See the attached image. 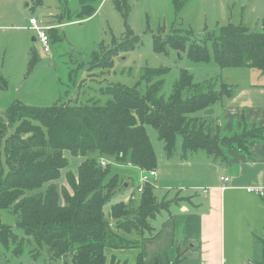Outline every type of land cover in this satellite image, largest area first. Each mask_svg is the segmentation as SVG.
Segmentation results:
<instances>
[{"label":"trees","instance_id":"obj_1","mask_svg":"<svg viewBox=\"0 0 264 264\" xmlns=\"http://www.w3.org/2000/svg\"><path fill=\"white\" fill-rule=\"evenodd\" d=\"M79 1L80 8L75 14L79 18L91 17L98 9L97 0ZM173 1L179 12L190 0ZM115 5L127 17L128 0H115ZM180 32L178 29L164 40H155L154 49L166 53L170 46L179 47L186 49L195 62L214 61L222 68L264 71V33L234 23L220 26L219 36H198L192 30L184 35ZM129 40L127 37L115 48L133 49L135 43H127ZM146 71V83L150 85L145 93L139 92L140 83L134 87L109 86L101 88L110 95L106 103L96 99L81 104L65 102L33 107L18 101L7 109L8 121L0 120V211L7 210L16 216V225L26 234L15 233L0 215L2 252L19 258L28 251L32 260L43 258L45 264H60L62 259L63 264H127L115 257L108 261L106 249L139 246L137 240L147 239L145 230L152 231L149 221L176 201L159 200L156 187L148 183L140 196H132L129 202H115L106 210L116 191L127 183L119 172L112 173L114 166L119 169L131 163L143 169L157 168V156L146 125L157 129L169 155L174 152L179 136L186 153L204 150L217 156L221 155V144L245 151L249 139H262L261 128H257L221 140L214 120L193 115L224 97H232L231 85L222 82L218 91L210 89L185 98L186 90L194 87L195 91H201L202 84L183 70L166 99L158 95L164 80L153 82L151 74L167 73L169 68ZM208 121L214 124V135ZM65 151L82 157L83 161L76 171L68 170L64 175L70 189L67 186L59 189L54 181L71 162ZM102 159L108 162L107 166L101 165ZM1 258L5 256L0 252L3 264ZM135 264H145L141 254Z\"/></svg>","mask_w":264,"mask_h":264},{"label":"rangeland","instance_id":"obj_2","mask_svg":"<svg viewBox=\"0 0 264 264\" xmlns=\"http://www.w3.org/2000/svg\"><path fill=\"white\" fill-rule=\"evenodd\" d=\"M128 3L130 9L125 17L117 9L115 0H97L98 9L94 15L82 19L75 15L80 8L79 0H0V120L8 121L7 109L18 101L33 107L65 102L81 104L96 99L106 103L110 95L101 88L119 85L134 87L138 83L139 92L145 93L150 85L145 79L148 68H169L167 73L160 74L163 71H159L160 75L150 73L153 82L164 80L158 95L166 99L172 94L183 70L191 73L196 83L202 84L199 86L201 91H195L194 87L191 91L186 90L185 98L210 89L218 91L223 81L215 80V83L213 79L224 77L227 80L226 73H234L238 68H222L214 61L195 62L188 57L186 49L179 47L170 46L168 52H158L154 49L155 40H164L166 35L175 34L178 29L183 35L192 30L198 36H219L220 26L227 23L242 25L252 20V26L258 27L262 24L258 18L264 11V0H190L179 12H176L173 0H128ZM31 16H35L42 25H50L47 26L49 53L44 50L39 38L33 40L36 31L24 29V26L28 27ZM64 19L71 23L52 26ZM127 37L130 39L127 43H135V47L116 49L115 46ZM212 108L214 106L193 115H211ZM207 124L214 135V124L209 121ZM146 129L157 156V168L169 183L153 181L159 200H163V195L165 199L179 200L181 193L178 191L196 193L198 190L189 186L212 182V168L204 164L211 157L206 151L186 153L179 136L174 152L169 155L157 129L152 125H146ZM219 138L222 140L221 135ZM225 145L231 146V143ZM220 146V156H224L223 145ZM65 155L71 162L62 170L61 177L54 181L59 189L64 186L70 189L64 175L68 170L76 171L83 161L82 157L70 155L69 151H65ZM111 163L115 164V161ZM112 169L113 174L120 173L123 181L130 179L121 171L123 168L119 170L114 166ZM181 183L188 184L183 187ZM138 185L139 177L133 174L128 186L123 188L121 184L123 189L116 191L106 210L115 202H128L132 196L137 197ZM172 207L177 208L174 204ZM162 214L167 213L164 211ZM0 215L3 222L12 225L15 233L20 236L26 234L23 228L16 225V216L7 210L0 211ZM151 226L149 221V228ZM148 231L145 230L144 234H150ZM3 254L9 257L1 258L3 264H15L17 261L45 264L43 258L32 260L28 251L19 258H13L10 252L3 251Z\"/></svg>","mask_w":264,"mask_h":264},{"label":"crops","instance_id":"obj_3","mask_svg":"<svg viewBox=\"0 0 264 264\" xmlns=\"http://www.w3.org/2000/svg\"><path fill=\"white\" fill-rule=\"evenodd\" d=\"M258 20L262 21L258 27L252 26V20L242 23L251 31L264 33V11ZM70 23L64 19L52 26ZM24 29L34 32L30 21ZM32 38L38 39L37 34ZM225 76L229 79L213 80L231 85L234 94L212 105L211 115L206 117L214 120L222 137L261 128L262 139H249L245 151L236 146H222L224 156L208 154L211 157L204 164L212 168V182L189 186L196 188V193L178 191L179 200L170 203L151 220L152 231L148 232L155 236L148 238L146 233L147 239L137 240L140 245L135 248H107L108 261L115 257L120 263L135 264L141 254L145 264H264V195L248 191L251 187L264 188V71L245 67L234 73L227 72ZM199 151L202 150L194 153ZM122 167L121 171L130 179L133 174L139 177L137 167L119 168ZM156 170L154 181L168 185L160 170ZM222 177H228L229 181ZM129 180L125 186L129 185ZM184 184L188 183L180 186H186ZM164 211L166 215L162 214ZM0 252L3 253L2 249ZM63 262L64 259L60 264Z\"/></svg>","mask_w":264,"mask_h":264},{"label":"built area","instance_id":"obj_4","mask_svg":"<svg viewBox=\"0 0 264 264\" xmlns=\"http://www.w3.org/2000/svg\"><path fill=\"white\" fill-rule=\"evenodd\" d=\"M29 21H30V28L36 31L37 36L44 47V50L47 53H49L50 52V40L47 34L48 27L41 25L39 21L37 20V18L35 17H31ZM107 164L108 162L106 160L104 159L101 160L102 166H107ZM127 166L133 167L131 163H128ZM137 169L139 170V173H140L139 185H138V194L140 196L143 193L146 184L151 183L152 185H154L153 181L157 177V170L156 169H143L139 167H137ZM222 179L225 181H229L228 177H222ZM248 191L253 192L255 194H259V195H264V188L262 187H258V188L251 187V188H248Z\"/></svg>","mask_w":264,"mask_h":264}]
</instances>
